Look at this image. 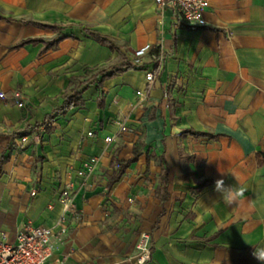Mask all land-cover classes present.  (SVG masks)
I'll list each match as a JSON object with an SVG mask.
<instances>
[{
  "label": "crops",
  "instance_id": "1",
  "mask_svg": "<svg viewBox=\"0 0 264 264\" xmlns=\"http://www.w3.org/2000/svg\"><path fill=\"white\" fill-rule=\"evenodd\" d=\"M204 17L190 26L154 0H0V235L53 228L44 264H138L142 231L144 264H261L264 0H209ZM145 43L140 67L109 73ZM217 179L245 189L239 205L219 199Z\"/></svg>",
  "mask_w": 264,
  "mask_h": 264
},
{
  "label": "built area",
  "instance_id": "2",
  "mask_svg": "<svg viewBox=\"0 0 264 264\" xmlns=\"http://www.w3.org/2000/svg\"><path fill=\"white\" fill-rule=\"evenodd\" d=\"M156 6L162 10L166 7L173 8L183 19V21L190 26L205 25L204 12L209 6V0H154ZM152 45L145 43L134 50L131 54V63L134 66L140 67L143 63L144 56L150 51ZM157 64L145 73V78L148 84H151L155 75L159 71V67L164 60L162 51L157 56ZM137 94H141L137 91ZM0 98L5 99L6 96L0 92ZM11 98L19 107H25V98L20 90H13ZM120 130L124 131L125 126L120 124ZM92 135V131L87 133ZM37 137V136H36ZM114 135H107L104 137L105 142H111L115 139ZM21 142L26 141V136H21ZM87 170L90 166L85 165ZM84 171L79 170L78 175H83ZM72 188L67 184L60 192L58 200L61 203L62 211L58 217L59 232L65 230L64 222L67 219L72 206ZM55 232L51 227L34 226L26 222L22 229L19 230L14 239H9L5 234L0 235V264H44L50 256L51 247L50 240ZM151 238L148 232H140L136 240V253L134 259L138 264H144L150 259L151 252Z\"/></svg>",
  "mask_w": 264,
  "mask_h": 264
},
{
  "label": "clouds",
  "instance_id": "3",
  "mask_svg": "<svg viewBox=\"0 0 264 264\" xmlns=\"http://www.w3.org/2000/svg\"><path fill=\"white\" fill-rule=\"evenodd\" d=\"M223 175L224 173L221 172ZM236 180L237 177L233 175ZM238 181V180H237ZM215 191L220 194L219 199L222 200L227 206L239 205L242 202L245 189L237 186H225L223 179L215 181ZM253 257L264 264V246L254 247L252 252Z\"/></svg>",
  "mask_w": 264,
  "mask_h": 264
},
{
  "label": "trees",
  "instance_id": "4",
  "mask_svg": "<svg viewBox=\"0 0 264 264\" xmlns=\"http://www.w3.org/2000/svg\"><path fill=\"white\" fill-rule=\"evenodd\" d=\"M99 40H101L102 42H106L104 39H102L101 37H98L96 36ZM28 41V40H26ZM123 67H134V68H137V66H134L132 63L130 64H127L126 66L124 65H121V66H117L115 68H113L111 70V72H109L110 74H113L115 73L116 71H118L119 69H122ZM105 76V75H104ZM95 80H88L79 90H76L74 91L72 94L68 95L63 104L57 108V113H61L63 114L69 107L71 106H75L77 104L80 103V94L82 92V90L84 89L85 86H87L88 83H92L94 82ZM100 94L99 96L102 95V90H100ZM191 130H185V132H189ZM192 133L194 134H201L200 132H194V131H191ZM134 153L136 154L137 153V148L135 147L134 148ZM7 160V156H4V154H0V171H1V165ZM166 175V174H165ZM163 176V179L165 180V182H167V179H166V176ZM164 199V196L162 197Z\"/></svg>",
  "mask_w": 264,
  "mask_h": 264
}]
</instances>
